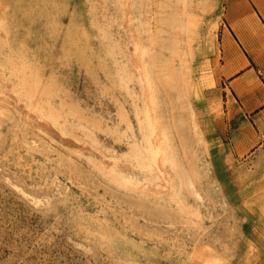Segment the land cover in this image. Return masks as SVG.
I'll return each mask as SVG.
<instances>
[{"label":"rangeland","instance_id":"1","mask_svg":"<svg viewBox=\"0 0 264 264\" xmlns=\"http://www.w3.org/2000/svg\"><path fill=\"white\" fill-rule=\"evenodd\" d=\"M225 5L0 0V264H264V129L221 79ZM137 46L164 177L131 149Z\"/></svg>","mask_w":264,"mask_h":264},{"label":"crops","instance_id":"2","mask_svg":"<svg viewBox=\"0 0 264 264\" xmlns=\"http://www.w3.org/2000/svg\"><path fill=\"white\" fill-rule=\"evenodd\" d=\"M224 1V15L235 24L224 22L220 34L234 57L225 63L221 79L231 86L244 118L257 121L264 129V0ZM249 83L256 86L245 85Z\"/></svg>","mask_w":264,"mask_h":264},{"label":"bare ground","instance_id":"3","mask_svg":"<svg viewBox=\"0 0 264 264\" xmlns=\"http://www.w3.org/2000/svg\"><path fill=\"white\" fill-rule=\"evenodd\" d=\"M208 1L211 4H215L217 2V0H208ZM144 53H145V51L143 50V48L141 46L136 47L137 61H138V64L140 66L141 84H143V86H144V94H145V99H144L145 100L144 101L145 116H144L143 121H142V129L145 132V143L141 144V145H137L136 143H134L131 146V149L134 152V158L137 160H139V159L142 160V158H147L150 155L152 157V159H151L149 166L151 168L156 169L158 174L161 177H164L165 175L166 176L168 175L167 167H166L167 139H166V136L164 135L163 124H162V122L159 118V115L157 113V102L155 99V94L153 93L151 81L148 77V70H147V66H146L145 61H144ZM25 79H26V77H25ZM31 88H32V86H30V90H31ZM46 88H48V87H46ZM27 90H29V89H27ZM34 91H36V90H34ZM48 107H51V106H48ZM52 108L55 109V107H52ZM55 114H54V116H55ZM143 167H145V164L143 165Z\"/></svg>","mask_w":264,"mask_h":264}]
</instances>
